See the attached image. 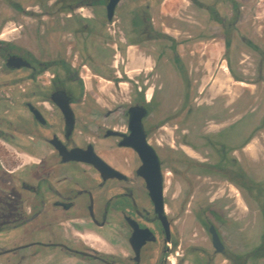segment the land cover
Masks as SVG:
<instances>
[{"label":"flooded vegetation","instance_id":"flooded-vegetation-1","mask_svg":"<svg viewBox=\"0 0 264 264\" xmlns=\"http://www.w3.org/2000/svg\"><path fill=\"white\" fill-rule=\"evenodd\" d=\"M260 5L0 0V264H264Z\"/></svg>","mask_w":264,"mask_h":264},{"label":"water","instance_id":"water-1","mask_svg":"<svg viewBox=\"0 0 264 264\" xmlns=\"http://www.w3.org/2000/svg\"><path fill=\"white\" fill-rule=\"evenodd\" d=\"M155 196L157 197V200H158V198L160 196V186L158 184H157V188L155 190Z\"/></svg>","mask_w":264,"mask_h":264},{"label":"rangeland","instance_id":"rangeland-1","mask_svg":"<svg viewBox=\"0 0 264 264\" xmlns=\"http://www.w3.org/2000/svg\"><path fill=\"white\" fill-rule=\"evenodd\" d=\"M260 3H261L260 9H261V12L263 14L264 13V0H260ZM208 67H209V65H208Z\"/></svg>","mask_w":264,"mask_h":264}]
</instances>
